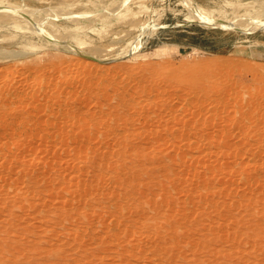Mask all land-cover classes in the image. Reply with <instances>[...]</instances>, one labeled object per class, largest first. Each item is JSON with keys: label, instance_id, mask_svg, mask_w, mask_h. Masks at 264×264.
Listing matches in <instances>:
<instances>
[{"label": "rangeland", "instance_id": "obj_1", "mask_svg": "<svg viewBox=\"0 0 264 264\" xmlns=\"http://www.w3.org/2000/svg\"><path fill=\"white\" fill-rule=\"evenodd\" d=\"M263 105L264 0H0V264H264Z\"/></svg>", "mask_w": 264, "mask_h": 264}, {"label": "bare ground", "instance_id": "obj_2", "mask_svg": "<svg viewBox=\"0 0 264 264\" xmlns=\"http://www.w3.org/2000/svg\"><path fill=\"white\" fill-rule=\"evenodd\" d=\"M204 18V17H203ZM220 21V20H219ZM96 57V56H95ZM15 71V70H14ZM200 86V85H199ZM197 89V88H196ZM196 89L194 90V88H193V90L195 91V92H197L196 91ZM221 94V93H220ZM191 95V94H190ZM231 96V95H230ZM225 98V97H224ZM248 100V99H247ZM231 101V100H230ZM250 101V100H249ZM260 101V100H259ZM252 102V101H251ZM261 103V102H260ZM228 104H230V103H228ZM247 104V103H246ZM251 105V104H250ZM253 106V105H252ZM264 106V105H263ZM254 108V107H253ZM242 109V108H241ZM258 109V108H257ZM244 110V109H243ZM252 110V109H251ZM240 112V111H239ZM249 112H251V111H249ZM256 113V112H255ZM248 114V113H247ZM252 115V114H251ZM249 116V115H248ZM254 116V115H253ZM264 116V115H263ZM250 117V116H249ZM264 120V119H263ZM262 120V121H263ZM258 123V122H257ZM262 124V123H261ZM258 126V125H257ZM252 130V129H251ZM256 130V129H255ZM211 135V134H210ZM217 139V138H216ZM229 150V149H228ZM235 155V154H234ZM228 156V155H227Z\"/></svg>", "mask_w": 264, "mask_h": 264}, {"label": "water", "instance_id": "obj_3", "mask_svg": "<svg viewBox=\"0 0 264 264\" xmlns=\"http://www.w3.org/2000/svg\"><path fill=\"white\" fill-rule=\"evenodd\" d=\"M80 53H81L82 55L88 57V58H91V59H98V58H96V57H94V56H92V55H89V54H83L82 52H80Z\"/></svg>", "mask_w": 264, "mask_h": 264}]
</instances>
